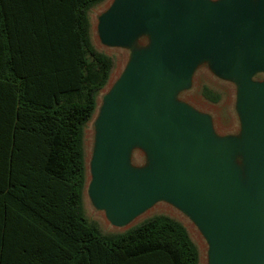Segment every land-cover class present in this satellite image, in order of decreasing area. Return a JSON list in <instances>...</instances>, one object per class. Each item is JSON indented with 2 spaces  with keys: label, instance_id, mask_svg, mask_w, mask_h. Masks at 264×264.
<instances>
[{
  "label": "water",
  "instance_id": "obj_1",
  "mask_svg": "<svg viewBox=\"0 0 264 264\" xmlns=\"http://www.w3.org/2000/svg\"><path fill=\"white\" fill-rule=\"evenodd\" d=\"M98 33L108 48L146 47L103 97L95 208L129 230L168 203L202 232L209 264H264V0H113ZM202 63L236 83L239 135H218L211 116L179 100ZM134 151L144 166L132 165Z\"/></svg>",
  "mask_w": 264,
  "mask_h": 264
},
{
  "label": "trees",
  "instance_id": "obj_2",
  "mask_svg": "<svg viewBox=\"0 0 264 264\" xmlns=\"http://www.w3.org/2000/svg\"><path fill=\"white\" fill-rule=\"evenodd\" d=\"M104 2L0 0V264L201 262L167 215L108 234L86 216L85 129L115 66L91 39Z\"/></svg>",
  "mask_w": 264,
  "mask_h": 264
},
{
  "label": "rangeland",
  "instance_id": "obj_3",
  "mask_svg": "<svg viewBox=\"0 0 264 264\" xmlns=\"http://www.w3.org/2000/svg\"><path fill=\"white\" fill-rule=\"evenodd\" d=\"M112 1L113 0H106V2L95 7L90 12L92 43L98 51L103 52L113 58L115 66L108 85L101 92L98 98L97 111L85 129L84 142L87 176L86 188L84 192V208L87 218L89 220L96 221L99 224L102 232L105 234L123 233L127 231V229H117L113 227L107 220L105 213L95 208L88 194V188L91 182V161L96 141V121L99 116L100 107L103 103V97L123 74L131 60L132 49L138 50L146 47L145 43H137L132 49L108 48L102 44L98 33L99 18L109 8ZM257 78L260 80L264 79L263 77ZM203 87H209L214 93L220 95V102L218 104H212L208 102L202 96ZM237 92L238 87L236 83L218 77L213 72L208 63H202L193 75L191 88L182 92L179 100L190 105L196 110L211 116L215 131L218 135H239L241 131V124L236 109ZM145 159V156L141 155L137 151H134L132 155V165L134 167H142L146 163ZM155 215H167L181 222L187 228L191 238L200 251V264H209V246L202 232L187 216L168 203H158L151 210L145 213L140 219H138L130 228Z\"/></svg>",
  "mask_w": 264,
  "mask_h": 264
}]
</instances>
